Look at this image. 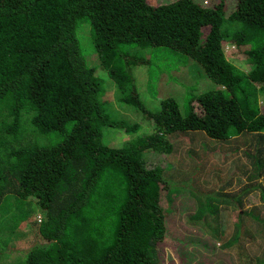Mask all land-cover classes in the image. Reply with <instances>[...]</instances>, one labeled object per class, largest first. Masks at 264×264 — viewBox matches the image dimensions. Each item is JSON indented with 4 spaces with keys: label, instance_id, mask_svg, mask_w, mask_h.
Returning <instances> with one entry per match:
<instances>
[{
    "label": "trees",
    "instance_id": "obj_1",
    "mask_svg": "<svg viewBox=\"0 0 264 264\" xmlns=\"http://www.w3.org/2000/svg\"><path fill=\"white\" fill-rule=\"evenodd\" d=\"M233 1L0 0V264H163L172 220L222 241L224 211L254 196L233 238L248 253L230 263L264 264V0ZM125 105L149 133L131 138ZM111 127L130 136L108 145Z\"/></svg>",
    "mask_w": 264,
    "mask_h": 264
},
{
    "label": "rangeland",
    "instance_id": "obj_2",
    "mask_svg": "<svg viewBox=\"0 0 264 264\" xmlns=\"http://www.w3.org/2000/svg\"><path fill=\"white\" fill-rule=\"evenodd\" d=\"M169 0H147V2L152 5V6H157L163 2H166ZM234 5V1L232 2V0H229L228 3V7L227 9L230 10L232 9ZM83 29V28H82ZM84 30V29H83ZM82 32V31H81ZM79 37V35H78ZM87 35L86 33L84 34V41L81 44V49L82 52L88 62L89 65L94 66L96 68L97 73H99L101 75V77L104 78V80H106V84L108 86V90L110 89V77L107 73V71L103 70L99 64H98V57L96 54V51L94 49L93 43H89L86 39H87ZM80 39V37H79ZM81 42V40H80ZM239 66H243L239 65ZM148 67H146V69H142V68H136L135 69V74L137 76L138 81L141 80L142 81V90H145V88H147L148 86V77H149V73L147 72ZM146 76V80L144 81ZM144 81V82H143ZM209 84L212 87H215L214 84L210 83ZM145 92V91H144ZM108 96L110 98L113 99V90H111L108 93ZM141 100H142V104L144 105V107H146L147 109L149 108L150 110H153L156 106V103L158 102V100L156 101L154 98H148L147 93L144 94L142 91L141 94ZM114 100V99H113ZM133 109V110H132ZM121 112L123 113L124 119H126V121H129L130 123H137V128L134 131V133L132 134L131 138L135 137V136H141V134H145V133H149L151 128H152V124L150 123L149 120H147L145 117H143V113L139 110H137L136 108H133L130 105H125L121 107ZM122 116V117H123ZM118 128H107L105 131V134L103 136V142L109 145V142L111 144H122V142L127 139L130 135V133H126L123 130L121 131H116L115 130ZM115 132V133H114ZM110 136H112V140L109 139ZM113 146V145H112ZM149 150H147L146 152H148ZM145 152V153H146ZM151 155V156H150ZM167 153L165 154V160L166 162H168L167 159ZM179 155V154H178ZM177 155V156H178ZM148 156L150 158L156 157L153 154L148 153ZM176 156V157H177ZM188 159H191L190 156H188ZM202 179V178H201ZM201 179H195L193 180V183L195 184L196 181H200L201 183L202 180ZM175 187L177 188H183L184 183H179L178 185L174 184ZM187 188H190L189 186H187ZM200 189V191H202L203 188H195V190ZM194 190V189H192ZM234 190V189H233ZM258 191V190H256ZM192 196V198L194 200H197V197L190 194ZM207 193L205 194V192H202V197L206 198ZM257 196H258V192H257ZM211 199H214L213 197H210ZM221 200H225V198H220ZM178 199H176L177 201ZM257 201L258 199L254 196L251 197L247 202L248 204L245 205L244 209H238L236 207L230 206L228 207L227 211H229L230 215L224 211L226 213V215L229 218V223H231V227L229 226V228H231L233 230V232L228 236V234H226L224 236V239H222V241H220L221 239H217L222 237L223 235L218 234L217 238H213L216 237L213 234V230L210 231L208 228H203L201 225V223H198V218L196 221H194V223L189 224L184 222L183 220H180L179 218H176L174 220L171 221L170 223V228L168 229V232L166 233V240L163 244V253H162V261L163 264H198L200 261H204L207 260L206 264H231V260H230V255L235 256V254L238 256V251L239 253L245 254V252L248 253L247 250V244L242 248V241H240V245H237L236 243H234V236H236L234 234L235 228L239 226V224H241V220L238 221L237 219V214H242L245 212V210L248 211V214L252 215L258 212L257 208L255 209L254 207L257 206ZM198 202V201H197ZM227 205V202H225L224 204H219V206L225 207ZM230 205H234L233 203H230ZM228 206V205H227ZM226 209V208H225ZM213 209H210L209 212L213 213ZM244 210V211H243ZM220 212V220L218 222H214L213 223V227L214 228H223V221L225 220L224 218V213L223 211H219ZM242 217H244V215H242ZM219 220V218H218ZM207 221H209V216L207 218ZM28 227L27 226H23L22 227V232L26 233V229ZM213 228V229H214ZM29 229V228H28ZM218 229L214 230L215 232L218 231ZM29 231V230H28ZM18 233V232H17ZM26 236V234H25ZM19 237V235H14L12 237V239L10 240V245L12 247H26L32 240L33 238V234L32 232L29 233V235H27V237ZM210 241L212 242L211 245L213 246L214 250H213V255L214 258L208 257L206 258V254H205V250L203 249V246L207 245V242ZM225 241V242H224ZM205 256V258L203 259L202 254ZM238 262V264H243L241 263V261H239V257L238 260L235 261L234 259L232 260V263Z\"/></svg>",
    "mask_w": 264,
    "mask_h": 264
},
{
    "label": "water",
    "instance_id": "obj_3",
    "mask_svg": "<svg viewBox=\"0 0 264 264\" xmlns=\"http://www.w3.org/2000/svg\"><path fill=\"white\" fill-rule=\"evenodd\" d=\"M202 3H204V0H202Z\"/></svg>",
    "mask_w": 264,
    "mask_h": 264
}]
</instances>
